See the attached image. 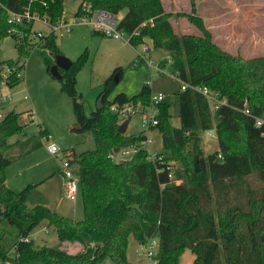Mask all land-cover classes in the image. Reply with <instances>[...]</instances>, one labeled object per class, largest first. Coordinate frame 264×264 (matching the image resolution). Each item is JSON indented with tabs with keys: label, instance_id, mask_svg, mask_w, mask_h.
Segmentation results:
<instances>
[{
	"label": "trees",
	"instance_id": "trees-1",
	"mask_svg": "<svg viewBox=\"0 0 264 264\" xmlns=\"http://www.w3.org/2000/svg\"><path fill=\"white\" fill-rule=\"evenodd\" d=\"M82 2L116 15L125 10L118 27L131 34L132 45L150 38L155 48L168 53L169 58L159 62L161 68L170 61L180 80L197 88L208 86L227 102L214 108L198 89L181 88L178 127L171 123V104L158 103V124L153 127L161 131L170 154L159 153L163 158L154 160L143 147L148 138L145 130L121 133L119 118L111 109L113 103L127 101L149 104V84L132 97L119 92L109 99L116 84L113 76H122L119 66L104 81L103 106L87 115L77 87L82 58L72 61L67 70L60 69L62 88L71 97L81 125L78 130L92 131L96 141L94 149L77 154L72 148L63 154L79 166L85 216L78 220L45 204L29 205L36 183L21 190L7 184V166L49 138L40 127L37 135L11 141L23 134L25 115L32 111L23 113L21 120L22 112L10 110L0 118V256L13 264H102L106 260L131 264L127 250L134 236L138 243L159 239L158 264H178L187 248L195 254L189 264H264V127L255 120L264 112V55L244 58L222 49L196 12L194 0L191 12L183 15L201 30L200 35H178L170 20L173 13L165 9L163 0H81L75 14L80 13ZM64 11V0H0V39L12 36L20 52L16 59L0 61V85L13 87L23 79L30 48L45 46L54 56L61 53L51 26ZM26 12L46 18L49 33L38 36L35 21L25 16L21 22L10 20L12 14ZM12 27L14 32L9 31ZM34 37L39 42L34 43ZM53 63L47 59L49 71ZM209 129L215 130L219 148L205 157L200 133ZM133 144L139 150L132 157L111 155ZM172 160L180 165L175 167ZM43 222L55 228L60 240L79 242L82 250L36 244L30 235Z\"/></svg>",
	"mask_w": 264,
	"mask_h": 264
},
{
	"label": "rangeland",
	"instance_id": "rangeland-1",
	"mask_svg": "<svg viewBox=\"0 0 264 264\" xmlns=\"http://www.w3.org/2000/svg\"><path fill=\"white\" fill-rule=\"evenodd\" d=\"M80 1L64 0L65 11L62 18L67 19L66 23L71 25L70 30L62 24L55 32L62 54L72 61L82 58L77 74V87L82 93L86 114L90 115L98 109L104 81L120 66L123 69L122 76L115 81L109 99L112 100L119 92H125L132 97L140 92L144 84H149L153 95L164 94V101L171 104V123L180 126L178 92L181 89V80L173 72L168 60L162 72L158 70L159 62L169 58L168 53L164 49L155 48L148 37L145 42L151 50L146 52L143 50L144 44L134 46L127 40L114 39L96 32L90 24L74 22ZM163 2L166 10L173 13L170 20L178 35L202 34L201 30L183 15V12H191L192 0ZM194 3L196 12L203 17L214 42L222 49L244 58L264 55V0H194ZM121 14H125V10ZM31 19L35 21V31L45 35L49 33L50 26L46 22L34 17ZM253 35L258 38L252 40ZM33 42H39V38L34 37ZM19 55V49L12 36L0 39V61L16 59ZM47 59L54 62V55L47 47L30 48L22 70L23 79L13 87L6 83L0 85V114L15 108L22 112L21 120L24 119L23 113L29 110H32L34 115L32 120L27 121L23 134L13 136L11 141L37 135L40 127L49 133V138L43 139L40 147L8 165L6 176H11L10 185L21 186L15 189L9 185L15 190H21L29 183L30 178H34L36 183L40 184L30 192L28 203L45 204L62 215L80 220L85 216L82 190L79 186L76 202L68 197L64 175L61 172L66 160L63 154L65 150L72 148L77 154L94 149L96 141L92 131L74 128L78 123L72 99L63 90L60 79L51 75ZM142 130H145L149 139L144 142V148L165 155L170 154L163 145L162 133L157 127L145 128L141 124L140 116L131 117L127 134ZM200 138L205 157L219 148L215 130L201 131ZM52 143L57 145L58 153L50 151L49 145ZM172 162L175 167L180 165L178 161ZM69 168L80 185L78 164L71 162ZM45 223L38 225L31 233V238L36 244L56 246L69 252L82 250L79 242L60 240L55 228ZM138 248L137 240L130 236L127 255L131 264H138ZM10 252L13 254V249ZM194 258L195 254L187 248L178 264H189ZM102 264L114 263L106 260Z\"/></svg>",
	"mask_w": 264,
	"mask_h": 264
},
{
	"label": "built area",
	"instance_id": "built-area-1",
	"mask_svg": "<svg viewBox=\"0 0 264 264\" xmlns=\"http://www.w3.org/2000/svg\"><path fill=\"white\" fill-rule=\"evenodd\" d=\"M31 19L34 17L29 12L22 14H12L10 17L11 21L21 22L23 17ZM38 16L35 15L34 18ZM119 17L116 14H112L102 9H93L92 5L88 2H82L80 13H77L74 18V22L77 23H86L93 26L95 30L100 31L102 34L110 36L114 39H122L130 42L131 34L125 32L124 30L118 27ZM43 22L48 24L46 18L41 19ZM66 18H60L58 22L51 26L52 30H57L62 24L69 31V23H66ZM49 25V24H48ZM10 32H14L15 28L12 27ZM37 35H44L43 32H37ZM147 50L148 47L146 46ZM158 70L162 72V68L158 64ZM9 71V68L6 69ZM192 87L193 89H198L202 94L209 100L211 105L216 108L220 104L226 103L227 100L224 97H220L217 91L210 89L208 86H200L199 88L192 86L190 83L181 80V88L186 89ZM164 101V94L158 93L151 96V101L149 104H144L141 100L137 101H127L125 103H113L111 105L112 111H114L118 118L119 123L121 124L126 119H131L133 116H140L141 124L145 128H151L158 124L157 114L159 112L158 103ZM244 112L250 114L249 108L245 107ZM3 115L0 114V117ZM25 121L32 120L34 115L33 113H27L25 115ZM256 124L258 126L264 127V112L260 115L255 116ZM213 135V134H211ZM148 139V138H147ZM146 139V140H147ZM145 140V141H146ZM144 141V142H145ZM149 141V139H148ZM144 145V144H143ZM49 149L53 153H58V147L55 143L49 145ZM139 150L137 145H130L122 148L118 154L112 153V156H117L118 159H127L132 157V155ZM149 151L150 159H162L163 155H160L158 152ZM70 161L68 158L63 162V175L65 179L67 195L72 200H77L78 190H79V181L77 177L70 170ZM138 264H158V252H159V239L157 237H151L144 243H138ZM0 264H13L10 259H4L0 256Z\"/></svg>",
	"mask_w": 264,
	"mask_h": 264
},
{
	"label": "water",
	"instance_id": "water-1",
	"mask_svg": "<svg viewBox=\"0 0 264 264\" xmlns=\"http://www.w3.org/2000/svg\"><path fill=\"white\" fill-rule=\"evenodd\" d=\"M71 65H72V60L69 57L65 56L62 53H57L54 56V63L50 67V73L56 79H61L62 78V73H61L60 69L67 70ZM118 79H119L118 74H116L114 76V80L115 81H118ZM102 106H103V96L101 95L99 97V100H98L97 108H101ZM128 123H129V119L124 120L119 125L118 130L121 133H125L126 132V129L128 127ZM74 128L75 129H80L81 128V125L80 124H77ZM194 163H195L196 170H199V166H198V156H195ZM261 196H262V198H264V190L262 191Z\"/></svg>",
	"mask_w": 264,
	"mask_h": 264
},
{
	"label": "crops",
	"instance_id": "crops-1",
	"mask_svg": "<svg viewBox=\"0 0 264 264\" xmlns=\"http://www.w3.org/2000/svg\"><path fill=\"white\" fill-rule=\"evenodd\" d=\"M163 3H164V2H163ZM164 7H165V6H164ZM165 9H166V8H165ZM117 16H119V18H121V17L123 16V14L119 13V14H117ZM256 38H258V36H257ZM256 38H255V35L252 36V40H253V39H256ZM146 46L148 47L147 50L145 49ZM143 50H145V51L147 52V51L151 50V47H149V45H148L147 43H144ZM116 68H117V67H116ZM116 68H115V69H116ZM115 69H114V70H115ZM118 77H119V76H118ZM119 79H120V78H119ZM13 109H15V108H13ZM13 109H11V110H13ZM9 111H10V110H9ZM30 111H32V110H30ZM6 113H7V112H6ZM6 113H1V114L4 116ZM26 124H27V123H26ZM129 125H130V120H129V123H128V127H127V129L129 128ZM127 129H126V130H127ZM142 131H143V130H142ZM126 133H127V132H126ZM61 172H62V171H61ZM10 177H11V176H9V174H8V176H6V182H7L8 185H10V184H9ZM36 181H37V180H34V178H30V179H29V183H30V182L36 183ZM36 184H40V183H36ZM23 185H24V184H23ZM10 186H12V185H10ZM12 187L15 188V189H17L16 187H21V186H16V187H15V186H12ZM12 187H11V188H12ZM71 200H72V199H71ZM73 201H74V200H73ZM74 202H76V200H75ZM27 203H28V201H27ZM28 204H29V205H36V204H30V203H28ZM37 204H38V203H37ZM39 204H40V203H39ZM52 209H53V208H52ZM54 210H55V209H54ZM56 211H57V210H56ZM70 217H71V216H70ZM30 237H31V235H30Z\"/></svg>",
	"mask_w": 264,
	"mask_h": 264
}]
</instances>
